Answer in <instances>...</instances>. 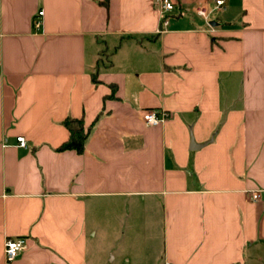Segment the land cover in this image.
I'll return each mask as SVG.
<instances>
[{
  "label": "crops",
  "instance_id": "1",
  "mask_svg": "<svg viewBox=\"0 0 264 264\" xmlns=\"http://www.w3.org/2000/svg\"><path fill=\"white\" fill-rule=\"evenodd\" d=\"M99 1L0 0V264H264V0Z\"/></svg>",
  "mask_w": 264,
  "mask_h": 264
},
{
  "label": "built area",
  "instance_id": "2",
  "mask_svg": "<svg viewBox=\"0 0 264 264\" xmlns=\"http://www.w3.org/2000/svg\"><path fill=\"white\" fill-rule=\"evenodd\" d=\"M161 7L163 12H169L173 9L174 5L173 2L170 0H160ZM224 3V0H215L216 7H221ZM199 14L203 15L204 17L207 16V12L205 10H198ZM43 14L42 9L37 12V18H35L34 25L36 28L40 27L41 25V16ZM169 117V112L164 110H153L149 109L144 111L143 113V120L147 125H157L167 119ZM16 144L21 147H26V140L22 135L16 136ZM259 197L258 192L251 193V199L255 200ZM25 238L20 237H12L7 238L4 243V257L7 262L12 261L15 259L21 251L25 248Z\"/></svg>",
  "mask_w": 264,
  "mask_h": 264
},
{
  "label": "trees",
  "instance_id": "3",
  "mask_svg": "<svg viewBox=\"0 0 264 264\" xmlns=\"http://www.w3.org/2000/svg\"><path fill=\"white\" fill-rule=\"evenodd\" d=\"M99 3L107 6L108 0H101ZM91 79L95 83L98 82L95 74H91ZM111 91H114V87L111 88ZM96 120L97 118L89 126H85L83 118L81 117L76 118L68 116L64 118L63 125L68 131V137L56 149L58 151L74 150L76 153L83 152L85 141L89 135L92 125Z\"/></svg>",
  "mask_w": 264,
  "mask_h": 264
},
{
  "label": "water",
  "instance_id": "4",
  "mask_svg": "<svg viewBox=\"0 0 264 264\" xmlns=\"http://www.w3.org/2000/svg\"><path fill=\"white\" fill-rule=\"evenodd\" d=\"M210 24H215L214 22H211Z\"/></svg>",
  "mask_w": 264,
  "mask_h": 264
}]
</instances>
